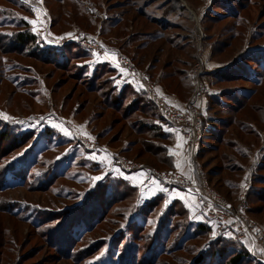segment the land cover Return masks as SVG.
I'll return each instance as SVG.
<instances>
[{"label": "rangeland", "instance_id": "374dc122", "mask_svg": "<svg viewBox=\"0 0 264 264\" xmlns=\"http://www.w3.org/2000/svg\"><path fill=\"white\" fill-rule=\"evenodd\" d=\"M190 1L189 20L182 21L188 32L170 28L165 33L175 46L147 38L146 32L164 30L138 12L143 8L159 15L169 0H0V114L9 117L0 115V264H230L241 250V244L234 249L238 240L233 234L199 233L191 218L193 227L180 215L170 217L176 204L163 195L156 212L141 216L109 204V191L98 186L119 176L106 173L105 159L93 158L80 138L96 139L148 164L153 157L136 158L147 136L139 122L160 124L159 133L165 124L149 97L118 67L77 41L80 33L121 49L168 98L157 78L188 69L178 61L191 60L195 52L193 46L185 48L186 34L204 37L214 60L228 68L207 77L211 99L198 162L209 186L234 206L246 198L247 214L264 226V194L254 191L264 188L263 181L254 180L264 176V168L259 171L264 162V0H213L199 27L192 5L200 0ZM25 30L50 48L64 50L67 67L44 61L42 45L19 46L17 34ZM144 42L148 45L139 49ZM180 47L185 53L177 52ZM227 73L223 82L216 81ZM97 78L93 88L90 81ZM106 78L112 90L124 94L122 100L106 98ZM169 81L164 82L168 87ZM143 96L151 106L140 103ZM224 238L229 247L222 256L214 255V244ZM240 264L259 263L247 258Z\"/></svg>", "mask_w": 264, "mask_h": 264}, {"label": "built area", "instance_id": "2783aa9c", "mask_svg": "<svg viewBox=\"0 0 264 264\" xmlns=\"http://www.w3.org/2000/svg\"><path fill=\"white\" fill-rule=\"evenodd\" d=\"M77 41L99 56L105 55L107 51L111 50L99 36L80 33L77 35ZM202 55L203 49L199 41L196 50L197 63L192 72L193 93L187 104L177 107L169 101L167 95L159 89L147 72L137 68L126 55L119 51L117 54L119 67L128 72L143 92L148 95L163 122L174 127L185 138L187 143L186 161L191 178H187L175 168L161 170L145 163L130 160L116 151L103 147L96 139L81 137L80 140L90 155L96 160L106 158L111 168H118L126 173L144 172L169 187L182 188L195 196L202 214L211 224L222 233H232L246 245L251 257L256 262L264 264V226L246 213L245 199L239 205L234 206L217 190L209 186L198 162V152L203 139V121L209 98L208 83L203 79L206 65Z\"/></svg>", "mask_w": 264, "mask_h": 264}, {"label": "trees", "instance_id": "16d2710c", "mask_svg": "<svg viewBox=\"0 0 264 264\" xmlns=\"http://www.w3.org/2000/svg\"><path fill=\"white\" fill-rule=\"evenodd\" d=\"M215 2L216 1L211 0V6L214 5ZM165 7H166L165 10L160 11L159 15H153V16L150 15L149 13H147L143 8H138L139 9V11H138L139 15L142 18H146V20H148V22H150L152 25L160 26V28L165 31V32L163 31L162 33L146 32L147 38L152 39L154 41H156V39H159V40L165 39L166 41L169 42L170 39L165 36V33L170 28H179L180 30H183L184 32H186V31L188 32L187 28L184 27L185 26L184 22H182V21H184V19L189 20L188 16H187L188 15L187 6H184L182 4V2L179 0H169V2L167 3V5ZM205 15L206 14H204L203 19H202V20H204V22H206L205 21L206 20ZM200 25H202L201 22H200ZM111 27L112 28H110V30H109L110 33H111V30L113 29V27H115V26H111ZM186 37L187 38L185 40L187 42V45H184L185 48L186 47L188 48L189 46H193L195 52L193 51V54H189L188 58H190L191 60H187L184 58H178V61L180 62V65L187 66L188 69L187 68H181V69L173 70L171 73L169 72L167 74H163L162 76H159L157 78V83L161 84L163 86L164 90L168 94H176V95L183 94L184 98L190 99L192 96V93H193V89H194L192 72H193L194 65L197 63V56H196L197 46H198L199 41H201V46H202L203 54H204V52H205L204 48L206 47V45H205L206 41L203 42V40H204L203 36L200 39L195 40L194 34H192L190 32L188 34H186ZM16 41H17V44H19V46H21V47L42 45L43 48L41 49V52L44 53V55L46 56L44 58L45 59L44 61L50 62V63L54 64L56 67H60V68L61 67H67V66L63 65V63H65V57H66L64 50L57 49L54 46L53 47L51 46V48H50V46H47L45 42H40L39 39L37 38V36L32 34L31 32H28V30H25L24 32L23 31L19 32L17 34ZM170 43L171 44L174 43L175 46H178L175 44V42H173V43L169 42V44ZM217 43H219V41ZM147 45H148V43L144 42L141 45L139 44L138 47H139V49L143 50V48ZM47 48H49V49H47ZM161 50L162 49L160 48L159 52ZM176 50H177V52L185 53V49L182 47L176 48ZM41 52L39 50L40 56H42ZM213 55H214V52H213ZM142 58H145V57L141 56V59ZM131 60L134 63V59H131ZM189 61H191V64ZM138 66H140V65L138 64ZM105 70H106V67L101 66L100 71H105ZM224 75L225 76H223V78L216 76L215 77L216 81L217 82H223L224 80H221V79H227L230 74L227 73ZM207 77H212V76L209 75V72L205 70V72L203 73V79L208 83ZM106 79H108V80H106L104 82L105 84H103V86H105V85H107L106 87L109 86L108 94H106V98H109V99L118 98L119 100H122L124 94L121 96V93L119 94L117 91L112 90L113 86L111 84V81L109 80V78H106ZM166 80H170L169 81V87L175 86L176 88H178L177 90L181 89V91L180 92L171 91V89L167 85L164 84V82ZM98 81H99L98 78L92 79L90 81V83L94 84L93 88L98 87V84H99V83H97ZM139 92H142V91H139ZM143 93L146 94L145 92H143ZM209 95H210V91H209ZM141 99L142 100L140 101V103H147L149 106H151L150 101L147 100L148 99L147 97L143 96V98H141ZM209 99H211V98L209 97L208 100ZM115 103L119 104V101L115 102ZM116 107H118V106H116ZM207 107H208V105H207ZM205 120H206V115L204 116V121H203V138H204V134L206 132L205 131ZM159 121H162V119H159ZM159 125L160 124H158V123H156V124H152V123L145 124V122H143V121L139 122V127H142L143 134H146L147 136L144 137V139L142 140L143 141L142 142L143 148L138 152L137 155H139V156L136 158L141 159L144 155H148L150 158L153 157L152 161H151L152 163H148V164L145 163L146 165H148L150 167H156L159 169H160V167H166V169L175 168L174 167V160L172 157H170L168 155V151H167V147L169 145L171 138H170V136H168L164 132L163 127H162V132H161L162 134L158 132L160 129ZM4 139H8V136L7 135L4 136ZM165 142H166L165 145L162 144ZM201 144H202V141H201ZM201 144H200V146H201ZM119 153H122V152H119ZM199 153H200V149L198 152V156H199ZM130 160L136 161V159H130ZM106 162L109 163L107 159L104 160V164H107ZM145 162H148V161H145ZM259 163H260V165H259L260 170L259 171H261L262 168H264V162H262V160H261ZM254 180L257 182H258V180L259 181L261 180L263 182H259V183L264 184V176L263 175L262 176H260V175L256 176ZM229 185L231 188H234V189H237V187H238L237 186L238 184H234V183H230V182H229ZM101 186L106 187L107 188L106 190L109 191V195L107 196V198L110 200L109 204L111 203L113 206L119 205L120 208L126 212H128V211H132V212L134 211V213L139 212L140 216L146 215L147 213L152 214V213L156 212L157 208L160 206V204H162L161 203V197L162 196H158L155 199L150 200V201L146 202L144 205L140 206L139 205V196H140L139 189L136 187H133L129 182L123 180L120 177H117V178L108 177L107 180L105 181V184L99 185L98 187H101ZM254 191L257 192L256 196H261L262 194H264V188H262V190L259 191V189L257 187H254ZM262 197L264 199V195H262ZM241 199L242 200L245 199V201H246V198H244V197H242ZM174 203L176 204L174 206V209L169 210V212H168L170 217H173L176 214H177V216L180 215L182 220L186 222L187 227H190L192 225L194 226V223H192L190 221V216H189L188 211L180 203H178V202H174ZM245 210H246V213L249 212L248 208L246 207V204H245ZM205 220H206V224L205 223L195 224L194 227L197 229V231L199 233H210L212 231L215 232L216 231L215 226L213 224L211 225V223L206 218H205ZM217 233L221 234L223 237L225 236V238H227V235L229 236V234H232V233H222L218 230H217ZM225 238L223 240H221L220 242L214 244V250H215L213 252L214 255L222 256V254L224 253L226 248L229 247L231 242ZM235 245L236 246L240 245L241 250L239 252H235L234 256L229 260L230 264H240V263L244 262L247 258H252L248 248L240 240H238V242L236 244L233 243V247H235L234 249H236ZM201 260H202V258L198 259V261H200V262H201Z\"/></svg>", "mask_w": 264, "mask_h": 264}, {"label": "crops", "instance_id": "0c3cea01", "mask_svg": "<svg viewBox=\"0 0 264 264\" xmlns=\"http://www.w3.org/2000/svg\"><path fill=\"white\" fill-rule=\"evenodd\" d=\"M179 1H181L184 6L186 5L188 6V4H192L190 0L189 1L179 0ZM210 4H211L210 0H200L199 4L192 5L195 10L193 13V21H195L198 24V27L201 26L200 25L201 18L203 17L205 10L209 9ZM195 18H199V19L196 20ZM108 46L111 48V50L107 51V55L105 54L104 61H106L107 59V62L113 64L115 68L118 67L117 69L120 70V74L122 73L123 75H125L128 82L131 83V85L134 86L138 91L143 92L141 87L137 85V83L133 80L131 75L124 70L122 71V68L117 66V63L113 60L112 54L113 53L115 54L116 61H117V54H118V51L121 52V49L117 48L116 46H111V45H108ZM204 49H205L204 56H205L206 71L211 73L217 69L218 71H222L228 68L227 66L226 68L222 67L221 65H219L218 62L214 60L213 47L211 45L209 46L206 45ZM209 66L214 67V68L209 69ZM160 87L163 89L162 85H160ZM168 96H169V101L177 107H183L191 99V98L190 99L188 98L189 99L188 100L176 94H168ZM207 105H208V102H207ZM207 108L208 107L206 106L205 115L207 112ZM74 128L76 129L75 126ZM163 130L171 138L169 145L167 147V151H168V155L172 157L174 160L175 169H177L187 178H191V172H190V169L186 161L187 143H186L185 138L179 132H177V130L174 127H171L169 125H166V124L163 125ZM178 162L180 164V167H177ZM104 165L107 170L106 173H111L112 176H119L123 180L129 182L133 187H136L139 189V193H140L139 205L140 206L144 205L146 202L150 200L155 199L158 196L163 195L165 200L168 202V204L169 203L171 204L172 202L180 203L188 211L189 216L192 219V221L206 224L205 217L200 210L196 197L187 193V191H185L184 189L176 188V187H169L167 185H164L163 183L156 180L155 178L149 177L148 174L144 172L126 173V172L121 171L118 168H111L109 163L104 164ZM215 230L216 231L214 233H216L218 229H216L215 227Z\"/></svg>", "mask_w": 264, "mask_h": 264}, {"label": "snow or ice", "instance_id": "6c2138e0", "mask_svg": "<svg viewBox=\"0 0 264 264\" xmlns=\"http://www.w3.org/2000/svg\"><path fill=\"white\" fill-rule=\"evenodd\" d=\"M33 10L36 11L38 14L40 13V9H33ZM45 11H46V10H45ZM25 19H27V18L25 17ZM31 23L35 25V24L37 23V21H36V20H32ZM32 30H33V31H36L37 29L34 27ZM66 35H72V34H71V33H67ZM106 55H107V53H106ZM112 58H113V60L117 63V66H119L118 61H116V57H115V54H114V53L112 54ZM122 71H123V69H122ZM0 115H3V117H4L5 119H9V117L7 116L6 113H5V114H0ZM56 127H60V125H56ZM61 130H62V131H65L66 134H70V133L67 132L66 129L61 128ZM84 134H85V135H88V133H86V132H85ZM178 146H179V145H178ZM93 158H95V157H93ZM101 162H103V160H102ZM177 167H180L179 162L177 163ZM93 179L98 180V179H100V177L97 176V177H94ZM214 235H215V233H214Z\"/></svg>", "mask_w": 264, "mask_h": 264}]
</instances>
